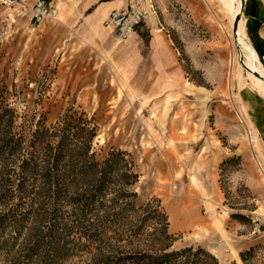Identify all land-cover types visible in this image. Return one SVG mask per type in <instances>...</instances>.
Wrapping results in <instances>:
<instances>
[{
	"label": "rangeland",
	"instance_id": "obj_1",
	"mask_svg": "<svg viewBox=\"0 0 264 264\" xmlns=\"http://www.w3.org/2000/svg\"><path fill=\"white\" fill-rule=\"evenodd\" d=\"M34 1L0 0V264H238L233 248L264 264V173L243 121L264 97L251 69L237 87L248 47L233 38L244 17L264 53V0L240 16L226 0L232 29L218 0H141L190 91L144 72L125 89L60 22L35 23Z\"/></svg>",
	"mask_w": 264,
	"mask_h": 264
},
{
	"label": "crops",
	"instance_id": "obj_2",
	"mask_svg": "<svg viewBox=\"0 0 264 264\" xmlns=\"http://www.w3.org/2000/svg\"><path fill=\"white\" fill-rule=\"evenodd\" d=\"M131 1L51 0L50 5L58 8L56 21L76 34L97 54L105 56V59L109 62L110 69L119 76L125 89L140 90V79L138 80L135 77L139 74L138 72H144L148 74L154 73L158 76L155 81L160 79L161 85L165 83L167 87H177V90L181 88L179 86H182L181 90L184 91L193 90L194 85L189 81H185L184 71L179 64V56L173 48L174 43L172 41L171 43L169 42L168 35L160 33L159 29L158 31L152 29L150 30L151 33H147L145 24L141 23L136 27L134 34L128 41L119 44L117 32L106 26L105 22L111 13L115 10L126 8ZM257 8L259 12L253 14L251 19L256 27H258L256 20L262 23L264 18V7L258 3ZM252 34L256 42H264L263 33L256 34L253 29ZM115 40L118 41L114 43ZM250 44L252 45L251 42ZM253 49L264 66V53L260 55L254 46ZM260 49L263 50V48ZM259 80H264V77L262 76V79H260L253 73L251 81L257 82ZM250 117L255 124L254 126L253 122L249 120L258 133L259 147L264 157L263 100L257 101L252 106ZM243 121L248 123L247 119L243 118ZM220 156V152H218L217 158H220Z\"/></svg>",
	"mask_w": 264,
	"mask_h": 264
},
{
	"label": "bare ground",
	"instance_id": "obj_3",
	"mask_svg": "<svg viewBox=\"0 0 264 264\" xmlns=\"http://www.w3.org/2000/svg\"><path fill=\"white\" fill-rule=\"evenodd\" d=\"M244 1L245 0H237V3L235 5V12L239 16L243 15V13H244ZM218 3L220 4L221 9L223 11H225L228 15H230V19L232 22L231 29L234 28L233 21H232L233 20L232 19L233 14H232V11L229 7L228 2L226 0H218ZM10 4H12V3H10ZM237 18H239V17H237ZM236 22H237V20H235L234 24ZM236 28H238L239 33H238L237 37L234 36L233 38H235V40L240 42L242 45H246L248 47L247 54H246V61H243L241 63L238 62L241 70H240V74L237 73L238 75L235 76V77H237L236 78L237 87L239 88V90H243L246 86V85L244 86L245 80H247L243 75V69H245V70L251 69L252 74L254 73L256 77L262 78V76L264 77V66L261 63V61L259 60L258 56L256 55V53L253 49V46L249 42L248 35L246 33V19H244V17L241 18L240 22L238 23V27H235V31L237 30ZM240 53H241V50H240ZM242 57H243V55H242ZM252 85L254 86V88H257V92L261 96L264 97V80L252 82ZM241 108L244 111V107L242 106V104H241ZM242 110H241V112H242ZM246 115H248V114L246 113ZM246 115H244L245 120L248 118ZM245 124L248 125V123H245ZM249 125H250L252 132H253L252 153H253L255 160L259 164L261 172L264 173V157H263V153L260 150V147H258L259 146L258 133L254 129V127L251 123H249ZM257 215H258L259 219L264 218V215H262V214H257ZM212 219H213V217H212ZM216 222H218V221H216ZM232 253L236 259V263H238V264L242 263L241 257L238 256L236 248L232 249Z\"/></svg>",
	"mask_w": 264,
	"mask_h": 264
},
{
	"label": "built area",
	"instance_id": "obj_4",
	"mask_svg": "<svg viewBox=\"0 0 264 264\" xmlns=\"http://www.w3.org/2000/svg\"><path fill=\"white\" fill-rule=\"evenodd\" d=\"M10 1V0H7ZM51 0H35L32 6L33 19L35 23H41L44 20H56L58 16V8L50 5ZM105 1V0H99ZM148 17V11L144 7L141 0H132L124 9L115 10L111 13L105 24L112 27L118 34L122 42L127 41L134 34L138 25L144 22ZM247 126V136L250 143H253V133L251 128Z\"/></svg>",
	"mask_w": 264,
	"mask_h": 264
},
{
	"label": "water",
	"instance_id": "obj_5",
	"mask_svg": "<svg viewBox=\"0 0 264 264\" xmlns=\"http://www.w3.org/2000/svg\"><path fill=\"white\" fill-rule=\"evenodd\" d=\"M244 6H245V1H244ZM239 18H237V22L235 23V27H238V23H239Z\"/></svg>",
	"mask_w": 264,
	"mask_h": 264
},
{
	"label": "trees",
	"instance_id": "obj_6",
	"mask_svg": "<svg viewBox=\"0 0 264 264\" xmlns=\"http://www.w3.org/2000/svg\"><path fill=\"white\" fill-rule=\"evenodd\" d=\"M247 77H249V79L252 80V75H250L249 73H247Z\"/></svg>",
	"mask_w": 264,
	"mask_h": 264
}]
</instances>
